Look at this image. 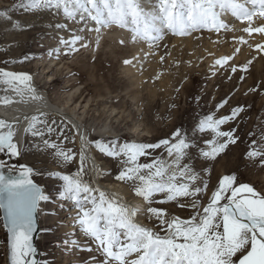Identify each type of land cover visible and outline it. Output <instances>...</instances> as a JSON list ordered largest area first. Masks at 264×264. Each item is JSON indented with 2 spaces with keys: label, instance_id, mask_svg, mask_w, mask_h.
<instances>
[{
  "label": "snow or ice",
  "instance_id": "1",
  "mask_svg": "<svg viewBox=\"0 0 264 264\" xmlns=\"http://www.w3.org/2000/svg\"><path fill=\"white\" fill-rule=\"evenodd\" d=\"M18 7L32 13L62 14L63 23L50 20L44 31L57 33L59 45L67 49L66 55L90 47L91 33L99 36L101 29L114 25L127 28L133 43L146 42L149 47L158 45L169 32L183 37L202 29L228 31L229 15L248 22L245 33H264V25L252 26L253 17L264 18V0H23ZM15 8L13 5L3 14L13 29L36 30L35 23L21 25L19 19H14ZM68 21L79 28L70 39L59 35L72 29ZM239 40L247 43L243 37ZM119 43L123 45L125 41ZM99 45L97 39V50ZM257 48L264 51V46ZM231 60L232 56H224L215 64L223 67ZM124 63L131 64L132 60ZM251 63L241 70L247 71ZM240 67L232 65L231 72L236 73ZM32 81L30 73L0 68V83L18 94L26 93L32 100H43ZM260 88L257 85L248 91ZM229 102L224 98L217 110ZM246 107L237 105L226 115L207 114L190 130L177 127L169 138L155 143L119 135L92 139L95 127L57 120L52 113L42 112L33 115L25 129L38 142L22 148L14 139L17 133L12 124L0 119V153L7 151L18 158L31 150L41 164L49 157L62 166L79 161L71 174L28 164L19 165L18 173L13 174L17 166L0 161V210L8 248L5 264H46L47 253L44 260L37 259L39 249L34 234L38 230H55L56 242L63 245V251L84 254L79 256L80 264H264V192L251 183L240 182L236 172L221 176L209 192L215 163L231 146L243 142L236 125ZM229 124L233 126L225 128ZM69 131L73 135H68ZM77 136L78 152L65 147V141L74 143ZM246 139L245 159L264 168V122L248 132ZM90 148L117 162L114 179L129 185L143 206L85 179L87 163L96 179L112 175L88 154ZM161 149L169 159L160 155L150 163L140 162L142 157ZM170 204L190 214L181 217L166 207ZM41 217L52 224L40 229Z\"/></svg>",
  "mask_w": 264,
  "mask_h": 264
},
{
  "label": "rangeland",
  "instance_id": "2",
  "mask_svg": "<svg viewBox=\"0 0 264 264\" xmlns=\"http://www.w3.org/2000/svg\"><path fill=\"white\" fill-rule=\"evenodd\" d=\"M21 2L23 0H0V68L30 73L40 83L36 84L47 100L62 107L71 94L82 91L78 98L72 100L75 103L71 108L86 126L95 127L92 139L102 135L109 138L119 135L127 140L155 143L169 138L177 127L190 130L207 114L226 115L231 108L245 105L246 110L236 125L243 142L231 146L227 154L215 163L209 192L217 185L221 176L232 172L238 174L240 182L251 183L258 191L264 192V168L251 165L244 156L248 132L256 130L264 122V51L257 48L258 45L264 46V33L249 35L243 31L248 26L247 21L241 24L234 23L233 18H226L230 29L228 31L222 29L217 33L202 29L183 37L169 32L158 45L149 47L146 42L133 43L127 28L114 25L101 29L99 36L95 32L91 33L88 36L92 41L90 47L66 55L67 49L59 45L57 33L44 31L50 20L63 23V15L28 12L18 7ZM13 5H16L12 13L14 19H19L21 25L25 22L35 23L36 30L13 29L3 18L4 12L12 9ZM68 23L73 25L72 29L61 31L59 35L70 39L73 33H78L79 28L75 22ZM262 25L264 18L253 17V27ZM240 37L247 43H242ZM97 39H100L98 50L95 46ZM121 40L125 41L123 45L119 43ZM187 40L192 43V50L186 45ZM237 48L240 49L239 52L236 51ZM25 56H28L27 60L24 59ZM224 56H232L233 60L223 67L216 65L215 61ZM161 57H164L163 61ZM126 59L132 60V63L125 64ZM249 61L252 63L248 65V70L242 71ZM232 65L241 67L236 73H232ZM241 76L244 77L243 80ZM257 85L261 86L260 90L248 91ZM224 98L229 99V104L217 110V105ZM62 116L63 114L53 115V118L61 120ZM40 119L44 117L41 116ZM232 126L229 124L225 128ZM67 134L73 135L70 131ZM33 142H38V138L25 133L22 148ZM65 147L78 152V137L74 143L65 141ZM91 150L106 170L112 173L100 180L120 184L125 198H135L129 185L114 179L119 167L117 162L94 148ZM160 155L169 159L161 149L156 150L152 156L142 157L140 162L150 163L154 156ZM0 159L8 166L16 165L14 169L28 164L69 174L79 165L78 160L68 166L58 165L50 157L41 164L38 157L31 154V150L18 158L11 157L5 151L0 153ZM86 166L88 167L87 164ZM85 179L92 182L90 171ZM166 207L181 217L190 214L188 210H182L175 204ZM3 224L0 210V264H5L8 253L7 234ZM51 224V220L40 218V229ZM37 234L39 238L34 243L39 249L38 260H44L47 253L46 264H64L66 257L70 261L68 264H80L79 256L84 254L63 251V245L56 242L55 230L53 233L38 230Z\"/></svg>",
  "mask_w": 264,
  "mask_h": 264
},
{
  "label": "bare ground",
  "instance_id": "3",
  "mask_svg": "<svg viewBox=\"0 0 264 264\" xmlns=\"http://www.w3.org/2000/svg\"><path fill=\"white\" fill-rule=\"evenodd\" d=\"M226 18H229L234 23H243L239 20H236L234 17L232 16H227ZM243 29V27L238 31V33ZM238 33L236 35H238ZM234 34V35H235ZM253 35H257V33H252ZM227 37H229V35H227ZM225 37V38H227ZM185 41V40H184ZM163 44V43H162ZM190 46V50L193 49L192 43L190 42V40H187V44ZM113 64V63H111ZM57 80V79H56ZM33 85L36 87L37 92L43 97V100H32L29 98V96L25 93L23 95L18 94L16 91L13 90L12 87H7L6 84L0 83V119L11 123L14 130L16 131L17 135L15 136V141L21 146H24V140H25V129H27L29 122H30V118L33 115L36 114H40L42 112H49L52 113L53 115L56 116H61L63 114V116L66 115V117L62 116V119L65 121H72V123L74 124H78L84 127L89 128L88 126H86L81 117L78 116L76 113L73 112V109L71 108V106L75 103L74 101H72L75 97H79L82 94V91H80L79 94H77L78 91L74 92L73 94H71L69 96L68 101L66 102V105L59 106V105H55L52 102L48 101L47 98L44 96V94L42 93V91L39 90V86L40 83L36 82L33 78L32 81ZM38 85H37V84ZM20 87H23V85H20ZM8 99L11 100V103H4V100ZM76 101V100H75ZM68 106V107H67ZM26 117L28 119H26ZM61 118V117H60ZM3 131H7V129H3ZM102 132V131H100ZM78 137V136H77ZM78 144H79V148H80V139L78 137ZM91 157L95 158V161L97 163V165H100L102 162H100L95 153H93V151L91 150V148L89 149V153H88ZM2 161V160H1ZM7 165V164H6ZM88 167H89V171L91 172V180L92 182L100 187L101 189L107 190L109 192H113L116 193L119 197L124 198L125 200L129 201L132 204H136L139 206H143L142 201L132 198V199H128L125 198V195L123 194V190L120 184L117 183H113V182H103L100 179H96L95 178V173H93L91 171V164L87 163ZM142 223H147L145 220L141 219ZM39 238L38 234H34V241H36ZM70 261L67 259L64 262V264H68Z\"/></svg>",
  "mask_w": 264,
  "mask_h": 264
},
{
  "label": "water",
  "instance_id": "4",
  "mask_svg": "<svg viewBox=\"0 0 264 264\" xmlns=\"http://www.w3.org/2000/svg\"><path fill=\"white\" fill-rule=\"evenodd\" d=\"M38 114H39V113H38ZM38 114H36V115H38ZM0 161H1V159H0ZM18 171H19V169H14V168H13V174H17ZM4 172H5V175H7V167L4 169ZM1 215H2V218H3V210H1ZM3 222H4V220H3ZM39 227H40V223H39ZM36 234H37V233H36Z\"/></svg>",
  "mask_w": 264,
  "mask_h": 264
}]
</instances>
